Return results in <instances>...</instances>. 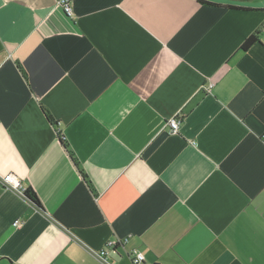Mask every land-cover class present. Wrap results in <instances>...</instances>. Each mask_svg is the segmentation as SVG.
<instances>
[{
    "label": "crops",
    "instance_id": "0c3cea01",
    "mask_svg": "<svg viewBox=\"0 0 264 264\" xmlns=\"http://www.w3.org/2000/svg\"><path fill=\"white\" fill-rule=\"evenodd\" d=\"M61 1L0 0V264H264V0Z\"/></svg>",
    "mask_w": 264,
    "mask_h": 264
},
{
    "label": "built area",
    "instance_id": "2783aa9c",
    "mask_svg": "<svg viewBox=\"0 0 264 264\" xmlns=\"http://www.w3.org/2000/svg\"><path fill=\"white\" fill-rule=\"evenodd\" d=\"M71 0H62L61 4L63 5L65 12L68 15L73 14V9L70 5ZM212 87V84L208 86V89ZM179 122L178 117L172 118L167 122V132L169 134H176L179 130ZM1 188H13L21 193H24L26 188L22 184V181L13 176V174H7L3 178L0 179V189ZM20 224V220H16L14 225L17 226ZM126 240H109L106 242L105 246L99 251V259L101 264H113L111 261L112 254L117 251V248L123 245ZM129 257L131 259V264H143L145 257L144 254L139 251L137 248H132L129 252Z\"/></svg>",
    "mask_w": 264,
    "mask_h": 264
},
{
    "label": "trees",
    "instance_id": "16d2710c",
    "mask_svg": "<svg viewBox=\"0 0 264 264\" xmlns=\"http://www.w3.org/2000/svg\"><path fill=\"white\" fill-rule=\"evenodd\" d=\"M200 3L202 4H208V5H215L214 3L212 2H207V1H204V0H200ZM229 8H232V9H243V10H249L250 8H245V7H239V6H229ZM258 31H256V33L252 34L249 38H247L245 40V42L243 43L242 45V50H247L248 48H250L255 42L258 41ZM47 118L49 119V121L52 120L51 116L47 114ZM62 143L63 140L61 139ZM74 160V159H73ZM75 162V161H74ZM25 196L27 198H29L32 202H34L36 205L38 206H41V202L39 200V197L37 195V193L35 192V190L32 188V187H28L26 188L25 192H24Z\"/></svg>",
    "mask_w": 264,
    "mask_h": 264
}]
</instances>
